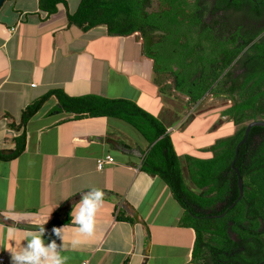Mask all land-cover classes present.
I'll return each mask as SVG.
<instances>
[{
	"label": "crops",
	"instance_id": "0c3cea01",
	"mask_svg": "<svg viewBox=\"0 0 264 264\" xmlns=\"http://www.w3.org/2000/svg\"><path fill=\"white\" fill-rule=\"evenodd\" d=\"M67 1L69 11L74 12L80 0L74 7ZM4 2L7 7L2 9ZM4 2L0 8V150L15 148L14 138L21 130L11 125H17L22 110L51 88H61L70 96L122 97L108 92V80L117 69L110 63V54L99 52L94 44L99 36L115 38L105 26L83 31L68 25L62 3L56 13L47 16L38 8V0ZM116 37L121 41L118 60L134 64L143 80L155 87L154 95L162 99L151 80L152 61L142 54L136 35ZM127 49L130 55L126 59ZM56 104L57 98L50 97L29 119L21 155L0 158L2 264H11L10 252L26 243L25 233L38 230L46 220L44 239H55L59 246L62 241L51 234L52 228L65 225L66 234L74 231L71 218L89 188L104 192L94 234L76 248L70 243L61 245L65 264H174L178 253V264H192L195 231L182 225L183 208L176 202L180 212L174 215L175 199L167 184L139 169L147 141L136 140L122 129L109 132V117L74 119L73 113L56 110ZM171 111L166 118L174 122V107ZM167 125L174 136V123ZM108 137L127 144L128 151L113 150L105 141ZM191 146L197 151L209 145ZM106 155L114 162L98 168L97 159ZM56 213L58 219L69 216L70 222L54 223ZM134 213L139 220L119 218Z\"/></svg>",
	"mask_w": 264,
	"mask_h": 264
},
{
	"label": "trees",
	"instance_id": "16d2710c",
	"mask_svg": "<svg viewBox=\"0 0 264 264\" xmlns=\"http://www.w3.org/2000/svg\"><path fill=\"white\" fill-rule=\"evenodd\" d=\"M156 1L154 8L152 0H80L76 10L70 12L67 0H38V8L49 16L62 3L68 25H76L83 31L105 26L109 35L116 36L135 34L141 42L142 54L152 61L157 86L163 82L161 76H166L170 82L164 87L170 84L171 90L184 95L186 104L193 106L206 96L224 99L227 105L221 110V117L237 126L235 132L194 154L181 156L176 137L167 131L169 126L134 100L93 93L70 96L61 88H51L22 110L17 125H11L21 132L14 138L11 154L0 153V158L10 160L22 154L27 122L52 96L57 98L55 109L73 113L74 119L106 116L124 120L147 141L139 169L167 184L184 210L182 225L195 231L192 259L199 260V255L209 249L230 248L233 243L227 231L230 228L247 243V253L241 255V262L264 264V126L251 127L247 140L236 153L246 124L264 120V0L248 8V15L258 18L259 27L238 46L234 40L226 41L227 44L222 40L206 42V38H196L190 51L185 42L177 46L174 40V32L186 33L184 26H174L176 0ZM200 31L201 35L206 33ZM247 45V50L241 53ZM233 61L239 65L232 66ZM240 68L244 70L237 72ZM232 162L243 179V195L229 208L239 195ZM122 211L126 213L125 209ZM223 212L222 217L214 216ZM57 214L54 223L70 222L69 216L58 219ZM119 218L135 221L133 216Z\"/></svg>",
	"mask_w": 264,
	"mask_h": 264
},
{
	"label": "rangeland",
	"instance_id": "374dc122",
	"mask_svg": "<svg viewBox=\"0 0 264 264\" xmlns=\"http://www.w3.org/2000/svg\"><path fill=\"white\" fill-rule=\"evenodd\" d=\"M76 1L77 0H69L70 6L74 7ZM6 2H4L2 9L7 7ZM1 11L2 10H0V14ZM99 29L100 27L93 32L98 33ZM98 38L99 39H97L94 44L98 46L99 52L104 51L110 54V63L115 69H117L111 73L112 77L108 80V92L112 95L132 98L142 108L152 114L155 113L167 124L174 123V137H176L175 143L181 156L188 153H196V151H193L191 145H210L217 139L226 137L232 132H235L237 126H235L232 121H225L221 117V110L226 107L227 101L206 96L195 106L192 104H186L185 96L171 90L169 87L170 84H167V86L164 87L167 82V77L164 75L161 76V81L163 80V82L158 84L160 94L162 95L161 99L158 95H154L155 87L143 80L134 64L130 63V61H126V63L123 64L122 61L118 60L119 49L121 48L119 43H121V41L116 36L115 38L110 39L101 36ZM124 52L127 59L130 55L129 49ZM139 59L140 58L138 57V60ZM151 80L154 84L156 83L154 80V74L152 75ZM143 82L145 85H142ZM164 102L170 104H165V106ZM191 106L193 107L190 108ZM172 107H174V114L172 115L174 122H170L168 118H166V114L172 112ZM109 122V132L113 131L115 128L122 129L129 132L134 139L143 141L142 135L126 121L109 117ZM116 155L119 158L123 157V155L119 153H116ZM176 202L177 201L174 200V215L177 212H180ZM183 215L184 211L182 213V216ZM177 252L179 251H176L175 253ZM180 260V254H174V264H178Z\"/></svg>",
	"mask_w": 264,
	"mask_h": 264
},
{
	"label": "flooded vegetation",
	"instance_id": "af4514ba",
	"mask_svg": "<svg viewBox=\"0 0 264 264\" xmlns=\"http://www.w3.org/2000/svg\"><path fill=\"white\" fill-rule=\"evenodd\" d=\"M174 4V7L178 6L177 9H174V15H177L174 18V26L182 25L186 29V33L174 32V40L177 46L185 42V45L189 47L188 51L194 48L196 38H206V42L209 39L225 42L234 40L235 46H238L251 33L256 32L259 27L258 18L249 16L247 13L250 6L253 7L258 4V0H176ZM152 7H157L156 0H152ZM200 30H205L206 33L201 35ZM248 46H245L241 53L246 51ZM181 50L180 48L177 51ZM201 55L205 54L201 53ZM231 65L236 66L239 64L237 61H233ZM242 70L244 68H240L237 72ZM169 82L170 80H167L166 83ZM223 213L215 216L222 217L225 214ZM227 231L230 237L233 238L230 248L209 249L201 256L199 255V260L192 259V264H243L241 255L247 253V243L240 240L238 235L230 228ZM256 236L255 233L253 239Z\"/></svg>",
	"mask_w": 264,
	"mask_h": 264
},
{
	"label": "clouds",
	"instance_id": "9594fccd",
	"mask_svg": "<svg viewBox=\"0 0 264 264\" xmlns=\"http://www.w3.org/2000/svg\"><path fill=\"white\" fill-rule=\"evenodd\" d=\"M104 192L99 188H89L81 195L77 209L74 210L72 221L76 225L69 235L65 232V225L53 227L51 234L62 241L58 246L55 239L45 241V227L47 220L36 231H29L24 235V243L19 250L10 252L11 264H65V257L60 253L64 243H70L76 248L88 237L94 234L95 217L103 202Z\"/></svg>",
	"mask_w": 264,
	"mask_h": 264
},
{
	"label": "water",
	"instance_id": "95a60500",
	"mask_svg": "<svg viewBox=\"0 0 264 264\" xmlns=\"http://www.w3.org/2000/svg\"><path fill=\"white\" fill-rule=\"evenodd\" d=\"M5 0H0V8L3 4ZM253 126H264V120H252L250 122H248L246 124V127L244 129V135L243 138L237 143L236 145V153L238 152V148L239 146L244 143L247 140L248 134L250 132L251 127ZM109 145H111V147L113 148V150L118 151L120 153H125L126 151H128V145L121 143L119 140L113 139V138H106L105 140ZM11 150H0L1 154H11ZM232 167L234 169V171L236 172V176H237V185H238V190H239V195L236 198V200H234L230 205L229 208L232 207L243 195V179L241 177L240 171L238 169V167L233 165L232 162ZM224 214V213H223ZM135 220H139L138 216L136 213L132 214ZM213 216V215H212ZM215 216V215H214Z\"/></svg>",
	"mask_w": 264,
	"mask_h": 264
},
{
	"label": "built area",
	"instance_id": "2783aa9c",
	"mask_svg": "<svg viewBox=\"0 0 264 264\" xmlns=\"http://www.w3.org/2000/svg\"><path fill=\"white\" fill-rule=\"evenodd\" d=\"M172 129L168 128L167 131L170 132ZM112 162H114V158L110 155H106L103 158L97 159V167L101 168L105 163H112ZM3 261H4V258L1 256L0 257V263L2 264ZM82 264H86V262H82Z\"/></svg>",
	"mask_w": 264,
	"mask_h": 264
}]
</instances>
